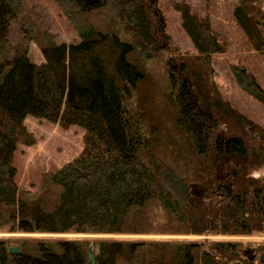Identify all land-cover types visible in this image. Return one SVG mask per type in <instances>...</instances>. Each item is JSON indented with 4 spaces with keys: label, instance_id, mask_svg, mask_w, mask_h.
I'll use <instances>...</instances> for the list:
<instances>
[{
    "label": "trees",
    "instance_id": "trees-1",
    "mask_svg": "<svg viewBox=\"0 0 264 264\" xmlns=\"http://www.w3.org/2000/svg\"><path fill=\"white\" fill-rule=\"evenodd\" d=\"M52 1L77 43H56L23 0H0V229L264 234V124L221 87L215 67L229 87L263 105L264 84L246 62L226 57L220 25L189 0H165L193 46L182 53L160 0ZM233 1L232 21L264 70V0ZM11 19L44 61L10 46ZM27 114L84 128L78 153L42 172L34 190L17 186L13 164L15 144L34 142ZM90 243L94 264H254L241 259L237 240L113 237H0V264H89Z\"/></svg>",
    "mask_w": 264,
    "mask_h": 264
},
{
    "label": "rangeland",
    "instance_id": "rangeland-1",
    "mask_svg": "<svg viewBox=\"0 0 264 264\" xmlns=\"http://www.w3.org/2000/svg\"><path fill=\"white\" fill-rule=\"evenodd\" d=\"M162 2V12L166 19V29L171 37L172 44L182 53L192 52L193 46L187 36L178 25V18L174 11L166 9ZM194 6L204 13L208 14L214 23H218L230 41V52L226 55L230 60H242L261 74V82L264 84L263 63L258 61L256 54L248 47L242 39L240 31L234 25L231 16L233 0H189ZM23 6L26 9L33 10V13L41 20L44 26L53 34L56 43H77L79 37L71 27L64 15L52 0H23ZM6 38L10 46L16 51L25 50L28 59L36 64L44 61L41 50L28 38L22 30L17 19H11L8 25ZM160 66L164 63L167 54L165 51L158 53ZM218 64L222 61L217 57ZM224 70L215 67V80L224 89L229 88L227 93H231L232 99L236 100L238 106L249 116L255 117L264 124V105L260 104L252 97L237 91L230 86L225 78ZM263 72V74H262ZM23 123L26 129L34 136L32 144L17 142L13 152V164L16 168L15 182L20 189L34 190L38 185L40 175L44 171L53 170L62 163L74 157L82 147V136L84 128L78 124H71L67 127H61L57 123L50 122L44 118L32 115H25ZM264 174V167L259 171V175ZM0 237H50V238H88L97 239L101 237H113L119 239H217V240H237L241 245L238 254L241 258L249 257L244 250L250 254H257L256 247L264 243V234H255L251 236L243 235H218V236H191V235H141V234H81V233H21L7 232L0 229ZM11 246V245H9ZM17 246V245H15ZM93 248V245L90 243ZM18 247V246H17ZM19 248V247H18ZM248 260V259H247ZM255 262V261H254ZM229 264H238V261H232Z\"/></svg>",
    "mask_w": 264,
    "mask_h": 264
},
{
    "label": "flooded vegetation",
    "instance_id": "flooded-vegetation-1",
    "mask_svg": "<svg viewBox=\"0 0 264 264\" xmlns=\"http://www.w3.org/2000/svg\"><path fill=\"white\" fill-rule=\"evenodd\" d=\"M244 253H247V255H249V257H246V260L248 259V261H252L254 264H264V251H261V252H258L257 254L252 255L250 254V252H247L246 250H244ZM238 264H243V263L242 261L241 262L238 261Z\"/></svg>",
    "mask_w": 264,
    "mask_h": 264
},
{
    "label": "water",
    "instance_id": "water-1",
    "mask_svg": "<svg viewBox=\"0 0 264 264\" xmlns=\"http://www.w3.org/2000/svg\"><path fill=\"white\" fill-rule=\"evenodd\" d=\"M8 251L10 253H18L19 248L15 245H11L8 247ZM87 259H88L89 264H94V253H93V249L91 246L87 247Z\"/></svg>",
    "mask_w": 264,
    "mask_h": 264
}]
</instances>
